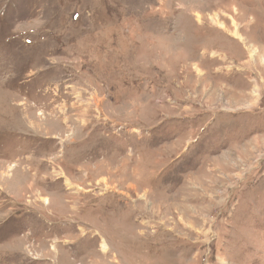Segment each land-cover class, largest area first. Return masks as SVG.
<instances>
[{
	"label": "rangeland",
	"instance_id": "obj_1",
	"mask_svg": "<svg viewBox=\"0 0 264 264\" xmlns=\"http://www.w3.org/2000/svg\"><path fill=\"white\" fill-rule=\"evenodd\" d=\"M0 264H264V0H0Z\"/></svg>",
	"mask_w": 264,
	"mask_h": 264
},
{
	"label": "bare ground",
	"instance_id": "obj_2",
	"mask_svg": "<svg viewBox=\"0 0 264 264\" xmlns=\"http://www.w3.org/2000/svg\"><path fill=\"white\" fill-rule=\"evenodd\" d=\"M261 94V93H260ZM258 95V94H257Z\"/></svg>",
	"mask_w": 264,
	"mask_h": 264
}]
</instances>
